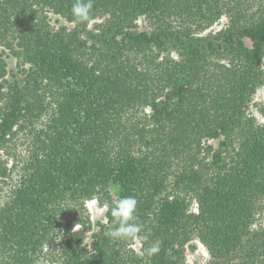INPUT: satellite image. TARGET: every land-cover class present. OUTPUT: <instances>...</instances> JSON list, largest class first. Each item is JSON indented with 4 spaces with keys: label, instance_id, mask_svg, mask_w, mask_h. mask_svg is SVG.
<instances>
[{
    "label": "trees",
    "instance_id": "1",
    "mask_svg": "<svg viewBox=\"0 0 264 264\" xmlns=\"http://www.w3.org/2000/svg\"><path fill=\"white\" fill-rule=\"evenodd\" d=\"M74 2L0 0V264H190L195 239L193 264H264V0ZM126 196L138 250L105 235Z\"/></svg>",
    "mask_w": 264,
    "mask_h": 264
},
{
    "label": "rangeland",
    "instance_id": "2",
    "mask_svg": "<svg viewBox=\"0 0 264 264\" xmlns=\"http://www.w3.org/2000/svg\"><path fill=\"white\" fill-rule=\"evenodd\" d=\"M51 20L52 23L54 25H60L61 23H66L62 18H60L59 16H56L54 14L51 15ZM58 20L60 22H58ZM226 21V17L224 16L221 21L219 23H215L212 27L208 28L204 34L209 33L211 31H215L219 28H221V26L223 25V23ZM8 61V69L10 71H14L17 73L18 69L16 67V59L12 56L7 58ZM18 76L22 77L21 73L18 72ZM264 99V88H261L258 93L256 94V100L260 101ZM30 140L27 139V137L21 135V137L17 140L16 144L13 146L14 148V153L16 155L11 154L12 156H8L7 157V167H11V165L13 163H16L17 160H22L24 159V157H27L28 155V144H29ZM215 143V142H214ZM215 145H217V143H215ZM21 165V164H19ZM20 167V166H19ZM18 167V168H19ZM1 179V178H0ZM2 181V180H1ZM10 184H6L3 182H0V204L2 202H4L7 199V191L10 189ZM90 208H91V213L94 216V220L95 221H105V216H104V210L100 209L99 207H97L93 202L90 203ZM191 209L193 211H197V203L193 202L191 204ZM259 226H263L264 227V212L261 213L258 216V220L257 223L255 224L254 227H259ZM86 240L89 242L91 240V233H86ZM194 243L196 244V249L194 251L188 249L187 251V261L190 264L195 263L196 261L198 262H206L209 254H208V250L206 249V247L198 240L195 239ZM140 247V243L139 242H134L132 244V248L138 250ZM43 264H50V261L43 259L42 261Z\"/></svg>",
    "mask_w": 264,
    "mask_h": 264
},
{
    "label": "clouds",
    "instance_id": "3",
    "mask_svg": "<svg viewBox=\"0 0 264 264\" xmlns=\"http://www.w3.org/2000/svg\"><path fill=\"white\" fill-rule=\"evenodd\" d=\"M93 7L92 0H75L72 5L71 13L80 22H90V12ZM138 201L134 196H126L111 207V215L114 218L112 226L105 232L107 237L120 240L142 241L147 240V236H141L142 227L136 223V211ZM105 207H108L105 205ZM160 251V242L156 241L149 246L145 252L151 257Z\"/></svg>",
    "mask_w": 264,
    "mask_h": 264
}]
</instances>
